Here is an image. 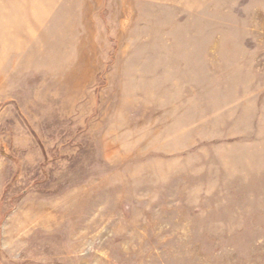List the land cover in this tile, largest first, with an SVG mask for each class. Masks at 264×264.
I'll list each match as a JSON object with an SVG mask.
<instances>
[{
  "label": "rangeland",
  "instance_id": "rangeland-1",
  "mask_svg": "<svg viewBox=\"0 0 264 264\" xmlns=\"http://www.w3.org/2000/svg\"><path fill=\"white\" fill-rule=\"evenodd\" d=\"M0 264H264V0H0Z\"/></svg>",
  "mask_w": 264,
  "mask_h": 264
}]
</instances>
